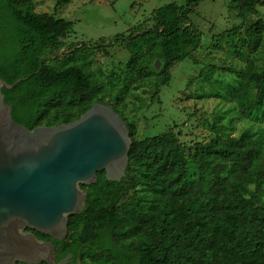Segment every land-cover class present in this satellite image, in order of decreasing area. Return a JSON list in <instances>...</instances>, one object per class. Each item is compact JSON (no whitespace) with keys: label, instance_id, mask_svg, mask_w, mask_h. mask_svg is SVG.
<instances>
[{"label":"trees","instance_id":"16d2710c","mask_svg":"<svg viewBox=\"0 0 264 264\" xmlns=\"http://www.w3.org/2000/svg\"><path fill=\"white\" fill-rule=\"evenodd\" d=\"M34 1L0 0V78L7 84L24 78L1 88L12 119L28 129L68 123L100 102L122 117L131 139L119 181L100 170L93 183L81 184L85 205L68 216L64 239L34 231L55 245V260L69 253L75 263L79 254V264H264V20L247 26L244 38L235 37V27L228 31L233 54L247 50L244 65L212 66L202 75L218 80L201 92L229 107L209 125L207 139L187 147L172 129L137 135L136 121L121 109L145 86L151 103L158 100L170 69L192 58L202 31L191 15L203 0H171L105 44L67 46L72 22L35 11ZM69 1L54 0V7ZM228 3L243 24L264 0ZM115 44L127 59L100 78L88 56L109 55L105 47ZM234 118L254 127L233 135Z\"/></svg>","mask_w":264,"mask_h":264},{"label":"water","instance_id":"95a60500","mask_svg":"<svg viewBox=\"0 0 264 264\" xmlns=\"http://www.w3.org/2000/svg\"><path fill=\"white\" fill-rule=\"evenodd\" d=\"M22 79L7 84L0 78V264H64L54 261L49 241L26 229L66 236L68 216L85 205L81 184L93 183L100 170L119 181L131 139L122 117L100 102L68 123L32 129L16 123L1 88Z\"/></svg>","mask_w":264,"mask_h":264},{"label":"rangeland","instance_id":"374dc122","mask_svg":"<svg viewBox=\"0 0 264 264\" xmlns=\"http://www.w3.org/2000/svg\"><path fill=\"white\" fill-rule=\"evenodd\" d=\"M170 1L70 0L66 5L58 8L54 7V0L34 2L35 11L53 13L72 22L71 31L64 39L67 46L70 43L76 45L81 42L94 44L102 41L105 44L114 34L127 33L133 26L144 21L152 9ZM174 1L182 3L183 0ZM228 2L229 0H203L195 8L191 19L202 31L200 46L192 53V58L176 63L170 69L171 79L167 85L160 88L158 100L155 99L151 103L150 88L145 86L134 91L135 98L129 96L130 99L135 100L134 104L130 101L127 103L129 107L132 105L130 108L126 107L123 110L120 108L123 114L136 121L137 135L172 129L180 131L179 139L187 147L195 141L207 139L210 135L209 125L223 116V108L226 109L229 105L221 99L213 98V93L201 92L214 89V84L218 80L208 78L207 81H202V75L212 66L241 68L247 50L242 47L239 55L233 54L226 43L227 33L235 27V37L244 38L247 26L257 18L264 20V5H262L257 7L256 14L248 15L244 23L240 24ZM214 40H218L217 47L211 45ZM105 48L109 55L95 50L88 56L92 61L93 69L99 68L102 71L100 78L111 69L121 66L127 59V53L120 44ZM137 96L140 98L138 99ZM227 118L226 115L218 122L223 123ZM232 126L233 135L254 127L248 121L235 118Z\"/></svg>","mask_w":264,"mask_h":264},{"label":"flooded vegetation","instance_id":"af4514ba","mask_svg":"<svg viewBox=\"0 0 264 264\" xmlns=\"http://www.w3.org/2000/svg\"><path fill=\"white\" fill-rule=\"evenodd\" d=\"M26 230H30V231H32V233L35 235V230H31V229H29V228H27ZM36 236V235H35ZM37 237V236H36ZM65 237V236H64ZM64 237L62 238V239H64ZM38 238V237H37ZM48 238L49 239H53V238H51V237H49L48 236ZM39 240H44V241H49V240H47L46 238H44V239H40V238H38ZM62 239H55V240H62ZM51 244H52V246H53V252H54V255H53V259H54V261H61V260H63V262H64V264H75V262H73V260H72V256L71 255H69V253H66V254H64L63 256H61L58 260H55V257H56V247H55V245L51 242V241H49Z\"/></svg>","mask_w":264,"mask_h":264}]
</instances>
